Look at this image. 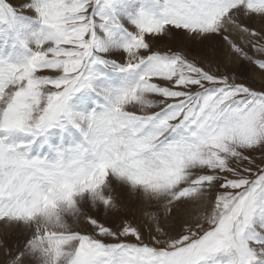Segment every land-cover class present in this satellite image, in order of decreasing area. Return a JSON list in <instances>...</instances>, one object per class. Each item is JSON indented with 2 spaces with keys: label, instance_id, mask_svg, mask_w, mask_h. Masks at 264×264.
Here are the masks:
<instances>
[{
  "label": "snow or ice",
  "instance_id": "1",
  "mask_svg": "<svg viewBox=\"0 0 264 264\" xmlns=\"http://www.w3.org/2000/svg\"><path fill=\"white\" fill-rule=\"evenodd\" d=\"M157 5L131 18L121 55L100 39L119 25L111 0H25L19 9L0 0V21L14 30L24 10L37 26L27 62L0 56V210L101 169L195 166L191 185L215 192L209 228L146 239L130 213L89 209L78 234L89 247L83 264H264V89L240 79L249 64L264 72V0ZM226 57L239 58V75L220 70ZM111 73L135 79L113 87ZM130 101L148 111H126ZM29 239L6 235L0 264H35Z\"/></svg>",
  "mask_w": 264,
  "mask_h": 264
},
{
  "label": "rangeland",
  "instance_id": "2",
  "mask_svg": "<svg viewBox=\"0 0 264 264\" xmlns=\"http://www.w3.org/2000/svg\"><path fill=\"white\" fill-rule=\"evenodd\" d=\"M127 1L128 0H111L112 4H118L119 9L117 10L121 15L120 17L131 12L127 11L122 14L120 10L122 6L126 5ZM28 14L32 15L30 11ZM24 19H26V23H24ZM29 21H31L29 15L18 12L16 16V27H19V25L21 28L23 26L26 27L28 32L31 31L34 34L35 39V31H33L34 25H32L33 22L30 23ZM251 22L252 21L249 20V23ZM2 23H4V25L0 27L1 29L10 27L5 21H2ZM118 26L124 28V26L120 24ZM118 26L116 28H118ZM24 30L27 34V30L25 28ZM3 34L4 33L0 32V38L3 37ZM128 34L130 37V33ZM104 36L107 38V34L101 35V38ZM237 38L239 39V37ZM107 40L109 42H103L104 45L108 44L110 47L112 46L117 49L121 48L116 42L112 44L113 40H109L108 38ZM127 41L128 40H125V43ZM106 47L109 49L108 46ZM118 51L120 50L115 52ZM206 52L211 53V49H207ZM204 54L205 53L197 52L188 53L190 58ZM112 59H115V57L113 56ZM212 59L217 64L219 63L216 55H213ZM238 59V57H232L235 63H230L226 57L224 64L220 66V70H230L232 72H237V75H239ZM120 63H123V61H120ZM240 79L249 83L255 90L264 89V72L256 68L255 65L249 64L247 72L240 76ZM107 80L109 81V78H107ZM109 84L113 86L115 83L109 81ZM146 98L152 99L151 97ZM134 104L137 109L127 110L128 112L140 114L148 111V108L141 103L134 101ZM138 108H140V110H138ZM143 108L144 110H141ZM221 143L222 141H215L212 146L219 147ZM232 147L237 152L243 151L238 145L233 144ZM255 155L259 158L260 153H256ZM196 171L197 168L195 166H190L187 169L170 168L154 175V182H149L144 180L148 175H140V178L143 180L138 179L136 175H128L126 177L127 180H125V178L123 180L122 177L116 175V170L113 169V176L111 175L112 178L109 179V183L107 180V185L102 186L97 191H92L90 186H88L91 192L89 190L88 194L78 195L84 196L80 197L75 204L65 208H55L62 217L64 216L63 218L61 217L63 222L60 219L53 218H50L51 220L47 222L45 217L42 218L38 216V219L40 218L43 220L42 223L46 221V223L40 225V231L45 230L50 236H52V233L55 234L54 241L48 238V242L51 243V245L47 247L45 259L40 258L33 247V245H41V241L37 243V237L35 239L37 232L33 228V223L31 220L26 219L24 213L20 209L16 212L17 216L15 218L13 216L14 212H12L11 217L7 219V221L0 223V246H2L5 236L8 234H15L17 236L26 234L30 237L28 241L29 246L27 248L28 254L35 261V264H54V258L56 261V256H63L64 254L67 255L69 260V258L74 255L79 244H86L83 239L78 238V234L84 230L86 220L85 214L89 209L95 211L98 208L102 210L105 208L120 209L130 213L131 218L134 219L137 226L143 231L146 239L151 238L153 235L157 238H166L173 237L179 233L191 234L206 230L211 226L212 219L218 214V209L215 204V192L211 187L199 184L195 186L191 185L190 178ZM184 189L190 190L183 191ZM36 201H38L39 207L40 198ZM57 205H59V202L56 203V206ZM15 208H18V206ZM192 208H202V210H192ZM64 219L70 221L67 223ZM57 233H59V235H57ZM41 234L43 239H45L44 234L42 232ZM61 245H63L62 250L58 248ZM73 245H75L76 248L73 247ZM68 260L64 263H67ZM61 262L63 261L61 260Z\"/></svg>",
  "mask_w": 264,
  "mask_h": 264
},
{
  "label": "bare ground",
  "instance_id": "3",
  "mask_svg": "<svg viewBox=\"0 0 264 264\" xmlns=\"http://www.w3.org/2000/svg\"><path fill=\"white\" fill-rule=\"evenodd\" d=\"M132 1V0H131ZM152 1H155L156 2V5H157V0H152ZM9 2L10 3H12L14 6H16L17 7V9H19V6L21 5V4H23L24 2H25V0H9ZM28 12L29 11H24V10H21V11H19V13H26V15H29L30 17H32V15H30V14H28ZM128 15H132L133 16V14H132V11L131 12H129L128 14H124L121 18L123 19V20H125V21H127L125 24H124V27H126L127 29H128V33H132V32H134L135 31V29H134V26L131 24V19H128V20H126L127 19V17H128ZM119 18V17H118ZM18 22V21H17ZM20 24V23H19ZM20 28V29H19ZM24 28L27 30V28L26 27H22L21 28V26L19 25V27H17V29L18 30H21L22 31V33H23V35L25 36V39L26 40H28V43H29V46L31 45H33V42H34V34L31 32V31H29L28 32V30L26 31L27 32V34L24 32L25 30H24ZM34 31V30H33ZM4 35V34H3ZM102 35H106V33L105 34H102ZM3 38V37H2ZM100 39H101V41L102 42H109L108 40H107V38L104 36V37H100ZM119 42H121L122 44H124V41L122 40V41H119ZM114 42H112V44H113ZM111 44V45H112ZM106 46H108L109 47V51L110 52H115V51H117V50H120L119 52H120V54L121 55H123V52L121 51V48H119V49H117V48H114V47H110L108 44L107 45H105V47ZM7 102V98L5 97V100H4V102H3V104H2V107L4 106V104ZM40 103V100L38 99L37 100V105ZM2 107H0V108H2ZM126 110H128V111H130V110H136L137 108H136V106H135V104H134V101H130L126 106ZM138 110H140V108H138ZM141 110H144V108L143 109H141ZM136 177L138 178V179H140V180H143V179H141L140 178V175H136ZM145 180V179H144ZM90 190V188H88V191ZM90 192H91V190H90ZM73 208V207H72ZM67 210V209H66ZM192 210H202V208H192ZM69 211V210H68ZM67 211V212H68ZM73 212H74V210H73ZM70 213H71V211H70ZM62 214V213H61ZM73 214V213H72ZM63 215H64V213H63ZM67 215V214H66ZM74 215V214H73ZM69 216H70V214H69ZM68 216V217H69ZM62 216L59 214V213H55V214H53L52 216H51V218H53V219H60L62 222H63V217L61 218ZM71 218H74V217H71ZM26 220V219H25ZM65 220V219H64ZM72 220H74V219H72ZM66 221V220H65ZM70 221V220H69ZM69 221H66L67 223L69 222ZM72 222V221H71ZM43 234L44 233H46L45 232V230H42L41 231ZM57 234H59V233H57ZM73 247H75V245H73ZM60 250H62V248H63V245H61L60 247H58ZM76 248V247H75ZM74 254H78V258H77V260H76V264H83V262L86 260V258H87V256H88V254H89V247H88V245L87 244H79L78 245V247L76 248V251H75V253ZM72 258V257H71ZM71 258H69V260H68V257H67V255L66 254H64L63 256L61 255V256H56V261H55V258H54V264H69V261L71 260ZM61 260L63 261V262H61ZM68 260V262L67 263H64L65 261H67Z\"/></svg>",
  "mask_w": 264,
  "mask_h": 264
}]
</instances>
